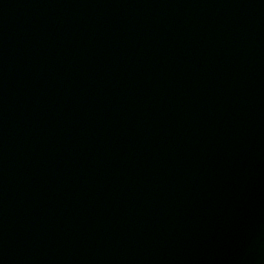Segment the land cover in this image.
Returning a JSON list of instances; mask_svg holds the SVG:
<instances>
[{"label": "water", "instance_id": "1", "mask_svg": "<svg viewBox=\"0 0 264 264\" xmlns=\"http://www.w3.org/2000/svg\"><path fill=\"white\" fill-rule=\"evenodd\" d=\"M0 264H264V0H0Z\"/></svg>", "mask_w": 264, "mask_h": 264}]
</instances>
